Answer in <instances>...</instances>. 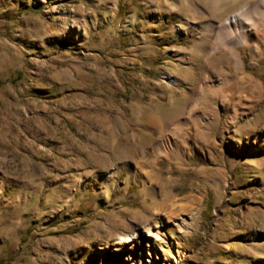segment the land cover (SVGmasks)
I'll list each match as a JSON object with an SVG mask.
<instances>
[{
	"label": "rangeland",
	"instance_id": "374dc122",
	"mask_svg": "<svg viewBox=\"0 0 264 264\" xmlns=\"http://www.w3.org/2000/svg\"><path fill=\"white\" fill-rule=\"evenodd\" d=\"M255 8L0 0V264H264Z\"/></svg>",
	"mask_w": 264,
	"mask_h": 264
},
{
	"label": "bare ground",
	"instance_id": "6f19581e",
	"mask_svg": "<svg viewBox=\"0 0 264 264\" xmlns=\"http://www.w3.org/2000/svg\"><path fill=\"white\" fill-rule=\"evenodd\" d=\"M252 13H255V15H257L258 20L264 19V9H261V8L256 9L255 8ZM250 14H251V12L244 11V13L232 15V16L228 17L225 21H223L222 24H220L222 27H221V31L217 34V37L215 40L216 43H218L221 46L222 45L224 46L225 33L234 32L235 34H238L239 36L241 35L242 37H245L247 32L249 30H251L252 27L251 26L243 27L242 24L244 22H246L247 20L248 21L250 20V16L252 15V14L251 15ZM242 42L245 43L247 41L243 39ZM218 44H216V45L218 46ZM229 52H230V55L232 56L233 60L235 61L236 65H240L241 60H240L239 56L237 55L233 46L230 47ZM146 235H150V234L146 233Z\"/></svg>",
	"mask_w": 264,
	"mask_h": 264
},
{
	"label": "trees",
	"instance_id": "16d2710c",
	"mask_svg": "<svg viewBox=\"0 0 264 264\" xmlns=\"http://www.w3.org/2000/svg\"><path fill=\"white\" fill-rule=\"evenodd\" d=\"M245 70L248 71V72H250V73H252L253 75L259 77V74L256 73V71H255V67L246 66L245 67Z\"/></svg>",
	"mask_w": 264,
	"mask_h": 264
}]
</instances>
